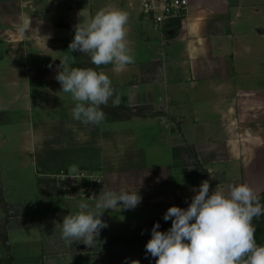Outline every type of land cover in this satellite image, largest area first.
<instances>
[{
  "label": "crops",
  "instance_id": "obj_1",
  "mask_svg": "<svg viewBox=\"0 0 264 264\" xmlns=\"http://www.w3.org/2000/svg\"><path fill=\"white\" fill-rule=\"evenodd\" d=\"M105 7L127 12L134 60L121 72L111 64L96 70L109 75L118 106L151 112L117 122L110 99L105 119L86 125L71 118L74 101L55 75L60 59L70 67L84 59L68 49L74 25ZM142 7L141 0H0V91H8L0 99L6 106L5 98H15L37 114L28 133L38 199L57 204L50 225L35 223L49 234L39 237L41 246H86L60 238L63 217L81 201L59 194L52 174L61 169L92 168L104 190L137 189L142 197L132 209H101L107 226L93 246H144L154 222L169 228L163 213L186 207L203 180L210 193L246 182L264 197V0H189L185 17L158 26L143 18ZM28 20L26 33H18ZM11 221L3 228L7 246L11 232L29 230Z\"/></svg>",
  "mask_w": 264,
  "mask_h": 264
},
{
  "label": "clouds",
  "instance_id": "obj_2",
  "mask_svg": "<svg viewBox=\"0 0 264 264\" xmlns=\"http://www.w3.org/2000/svg\"><path fill=\"white\" fill-rule=\"evenodd\" d=\"M127 21V12L101 8L74 25L68 49L87 54L93 65L111 64L114 72H121L134 60V50L127 39ZM28 29L29 20L16 26L21 34ZM55 79L61 85L60 91L70 93L74 101L71 118L82 124L99 125L105 119L101 106L110 99L113 107L120 102L104 71L70 67L60 59ZM207 171L211 176L212 170ZM191 191L194 195L186 207L172 205L163 213L164 221L171 220L169 228L162 231L160 223L154 222L144 245L146 255L155 258V264H264V244H258L254 236L253 219L264 215L257 192L248 183L240 182L230 185L227 192L215 188L210 193L208 180ZM141 199L137 189L121 188L103 190L92 206L81 200L78 211L63 217L60 238L65 243L79 241L93 246L100 230L107 226L101 219V209H132Z\"/></svg>",
  "mask_w": 264,
  "mask_h": 264
},
{
  "label": "rangeland",
  "instance_id": "obj_3",
  "mask_svg": "<svg viewBox=\"0 0 264 264\" xmlns=\"http://www.w3.org/2000/svg\"><path fill=\"white\" fill-rule=\"evenodd\" d=\"M79 53L84 59H76L73 67H91L96 70L100 66L110 65H93L87 54ZM7 92L0 91V94ZM16 100L5 98L6 106H2L0 99V224L3 221L2 217L7 220L3 226L0 225V256H3L0 257V264H132L133 261H139V264H155V258L146 255L144 246H128L129 244L127 246H48L45 243L43 246L40 245L39 237L45 239L49 234L43 232L44 228H40L41 230L37 232L35 223L44 221L50 225L49 215L55 212L52 209L56 208L57 204L38 199L39 192L32 164L33 153L30 152L31 134L28 133L31 128L29 122L35 119L37 114L34 111H26L23 102ZM187 158L189 165H195L197 162L191 153H188ZM5 199H17L19 203H9ZM35 213H38V218L32 215ZM21 216L27 219L24 220ZM11 219L22 221L29 230L11 232L14 242L11 241V246H7L8 236L3 228L9 221L12 222ZM261 221H263L262 215L254 218V227L259 228ZM15 224L18 222L15 221Z\"/></svg>",
  "mask_w": 264,
  "mask_h": 264
},
{
  "label": "built area",
  "instance_id": "obj_4",
  "mask_svg": "<svg viewBox=\"0 0 264 264\" xmlns=\"http://www.w3.org/2000/svg\"><path fill=\"white\" fill-rule=\"evenodd\" d=\"M142 16L158 26L186 16L189 0H141ZM59 194L75 200L94 201L104 190V177L91 169L60 170L54 175Z\"/></svg>",
  "mask_w": 264,
  "mask_h": 264
},
{
  "label": "trees",
  "instance_id": "obj_5",
  "mask_svg": "<svg viewBox=\"0 0 264 264\" xmlns=\"http://www.w3.org/2000/svg\"><path fill=\"white\" fill-rule=\"evenodd\" d=\"M151 108L148 107H127V106H118L109 108L110 115L117 119H130L132 117H143L146 115L147 111H150ZM260 202L264 205V197L260 196ZM263 221L259 223L260 227L255 228V240L258 244H264V215H262Z\"/></svg>",
  "mask_w": 264,
  "mask_h": 264
}]
</instances>
